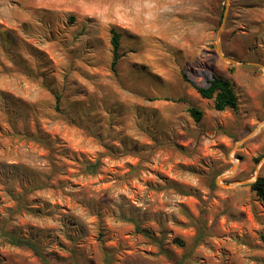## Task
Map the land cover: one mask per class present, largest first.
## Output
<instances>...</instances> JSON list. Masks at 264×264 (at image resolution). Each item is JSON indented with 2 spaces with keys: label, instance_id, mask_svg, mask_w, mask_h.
Masks as SVG:
<instances>
[{
  "label": "rangeland",
  "instance_id": "rangeland-1",
  "mask_svg": "<svg viewBox=\"0 0 264 264\" xmlns=\"http://www.w3.org/2000/svg\"><path fill=\"white\" fill-rule=\"evenodd\" d=\"M259 177L264 0H0V228L51 264H264Z\"/></svg>",
  "mask_w": 264,
  "mask_h": 264
},
{
  "label": "trees",
  "instance_id": "trees-1",
  "mask_svg": "<svg viewBox=\"0 0 264 264\" xmlns=\"http://www.w3.org/2000/svg\"><path fill=\"white\" fill-rule=\"evenodd\" d=\"M111 44L113 49L112 70L117 72V67L123 55L121 54V37L116 31H113L112 33ZM195 88L203 99L214 101V108L217 111H237L239 108V97L237 96L231 81L227 78L214 75L207 86H195ZM189 112L196 122H200L202 120L203 112L197 107H191ZM100 166L101 163L98 160L95 163H85L84 169L87 174L93 175L97 173ZM251 189L264 203V177H259L256 182L251 184ZM0 236L4 242L11 246L30 250L42 261L43 264H51L41 245L36 240L32 238L16 236L14 233L8 232L4 227L0 228ZM111 262L110 256H108V258H106V264H111ZM175 264L183 263L176 260Z\"/></svg>",
  "mask_w": 264,
  "mask_h": 264
},
{
  "label": "water",
  "instance_id": "water-1",
  "mask_svg": "<svg viewBox=\"0 0 264 264\" xmlns=\"http://www.w3.org/2000/svg\"><path fill=\"white\" fill-rule=\"evenodd\" d=\"M232 62H233V63H235V61H234V60H232Z\"/></svg>",
  "mask_w": 264,
  "mask_h": 264
}]
</instances>
